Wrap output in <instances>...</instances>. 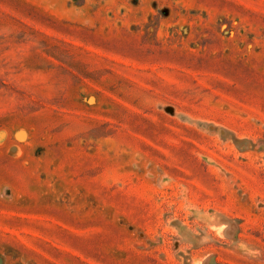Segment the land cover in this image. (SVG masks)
<instances>
[{"label":"rangeland","instance_id":"obj_1","mask_svg":"<svg viewBox=\"0 0 264 264\" xmlns=\"http://www.w3.org/2000/svg\"><path fill=\"white\" fill-rule=\"evenodd\" d=\"M0 264H264V0H0Z\"/></svg>","mask_w":264,"mask_h":264}]
</instances>
